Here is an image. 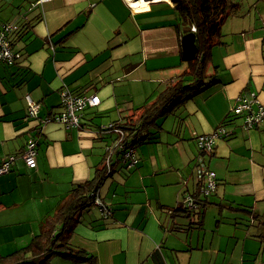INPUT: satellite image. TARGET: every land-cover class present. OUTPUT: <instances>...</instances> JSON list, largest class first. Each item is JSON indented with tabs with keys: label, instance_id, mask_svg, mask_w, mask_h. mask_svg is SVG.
Returning <instances> with one entry per match:
<instances>
[{
	"label": "crops",
	"instance_id": "obj_1",
	"mask_svg": "<svg viewBox=\"0 0 264 264\" xmlns=\"http://www.w3.org/2000/svg\"><path fill=\"white\" fill-rule=\"evenodd\" d=\"M239 3L212 48L209 86L137 146V166L118 168L112 155L108 177L116 185L110 182L108 196L98 190L111 216L88 208L69 239L96 264H264V121L244 129L231 111L249 92L264 104V7ZM176 19L171 0H0V24L16 26L9 39L19 54L11 64L0 61V162L15 157L0 175L1 255L26 246L59 200L93 175L111 139L98 127L134 115L184 69ZM62 89L98 95L81 127L28 116L26 94L44 117L61 110ZM218 126L230 134L206 157L217 185L195 227L191 216L170 209L200 185L189 128L210 134ZM29 140L37 149L33 168L21 156ZM134 170L138 182L130 183ZM51 264L89 263L55 256Z\"/></svg>",
	"mask_w": 264,
	"mask_h": 264
},
{
	"label": "trees",
	"instance_id": "obj_2",
	"mask_svg": "<svg viewBox=\"0 0 264 264\" xmlns=\"http://www.w3.org/2000/svg\"><path fill=\"white\" fill-rule=\"evenodd\" d=\"M171 2L177 18L175 25L177 31L185 34L192 31V27H194L193 33L197 51L192 57H183L182 55V62L185 63V67L175 80L167 83L161 91L146 100L134 115L128 117L125 121L113 123L115 126L120 127L123 132L121 138V142L125 146L123 148H135V155L137 154L136 147L146 142L148 138L152 140L154 138L152 135L157 132V128L161 127L160 123L157 122L158 118L172 114L185 102L201 93L212 82L208 81L212 48L221 44L222 24L229 15L239 9L240 5L239 0H171ZM2 24L4 23H1L0 27ZM259 125L260 123L249 128H257ZM242 127L244 128V126ZM97 132L100 133L99 127ZM101 133L103 134L101 138L110 137L111 140L115 138L111 131ZM106 145L105 142L103 151ZM114 152L117 155L122 151L119 147ZM210 155L202 154L197 148L196 158L200 157L206 162V157ZM105 159L106 152L103 153L93 175L76 183L59 200L53 211L42 219L39 223L38 232L33 235L26 246L6 255L0 254V264H51L55 256L67 258L71 263L96 264L92 256L86 251L72 246L69 239L81 214L92 205L95 198H99L98 190L110 174L109 172L106 175ZM111 165H113V162ZM206 165L208 166L207 162ZM199 182L200 185L195 193H183L178 204L170 209L171 215L176 211H180L187 217L191 216L190 225L194 224L195 227L201 226L205 207L210 202L208 197L216 188L215 186L208 195H204L200 192L203 184L202 180L199 179ZM187 194L195 198L196 202V208L191 211L187 209L183 200ZM197 208L198 210H196ZM221 208L222 205H218V210ZM250 216L252 220L257 218L254 215ZM259 225L264 227V221H260ZM259 238L264 241V234H261Z\"/></svg>",
	"mask_w": 264,
	"mask_h": 264
},
{
	"label": "built area",
	"instance_id": "obj_3",
	"mask_svg": "<svg viewBox=\"0 0 264 264\" xmlns=\"http://www.w3.org/2000/svg\"><path fill=\"white\" fill-rule=\"evenodd\" d=\"M14 30H16V26L10 23H4L0 27V61L6 62L7 64L13 63L16 57L19 56V54L13 50L9 39L10 33ZM194 30V27H192V31ZM25 101L27 103L28 116L37 119L39 124L54 121L62 123L67 127H81L80 120L83 111L88 107L96 106L100 102V99L96 94L85 95L68 89H62L60 92L61 110L54 114H47L44 117H39L40 105L28 94L25 95ZM231 111L234 115H240L242 117V126H244V128H249L255 124L261 123L264 119V104L258 100L253 92L237 97ZM99 131L100 133L111 131L115 135L113 140L109 139L108 142L106 141L107 145L104 147V152H106V175H108L109 172L111 173L112 155L115 153V149L119 147L122 151L117 154L119 155L120 162L124 164L126 168L136 165L137 157L135 155V148H123L124 143L121 142L123 132L120 127L115 126L113 123H109L107 126H100ZM189 132L191 136H193L196 147L204 155H210L213 152L217 138L225 137L228 134L223 126H218L216 130L210 134H197L190 128ZM21 156L29 168L36 166L37 149L35 141L29 140L25 144ZM14 158V155H8L0 162V175L9 171ZM194 168L197 177L201 179L203 183L200 192L204 195H208L216 186L215 172L207 166L206 162L200 157L195 159ZM194 199L195 198H192L188 194L183 199L185 201V206L189 211L196 208V202ZM93 203L98 206L103 219L111 216L110 207L104 204L99 198H95Z\"/></svg>",
	"mask_w": 264,
	"mask_h": 264
},
{
	"label": "rangeland",
	"instance_id": "obj_4",
	"mask_svg": "<svg viewBox=\"0 0 264 264\" xmlns=\"http://www.w3.org/2000/svg\"><path fill=\"white\" fill-rule=\"evenodd\" d=\"M134 1V0H133ZM243 4H244V7L245 8H251V9H255L256 8V6H259V7H264V0H243ZM255 11V10H254ZM172 115H167V117L165 116V117H160V118H158L157 119V122H159L160 124L161 123H163V121L166 119V121H164V123L162 124V126H168V124H169V122H170V117H171ZM264 121V120H263ZM108 125V123H104V126H107ZM163 135H164V133H163ZM109 140V139H108ZM140 145H143V144H140ZM136 153H137V147H136ZM136 156H137V163L139 162V158H138V155L136 154ZM138 164H136L135 166H137ZM117 167L118 168H122L123 170L126 168V166L124 165V164H122L121 162H118V164H117ZM134 167V166H133ZM132 167V168H133ZM112 170V169H111ZM136 173V170H134V171H132L131 172V178H130V180H129V182L130 183H137L138 181L136 180V177L134 176V175H132V174H135ZM116 179H117V177H115ZM121 180V179H120ZM111 177H108L107 176V179L102 183V185L100 186V189H101V191H102V194L104 195H107L108 196V194H110L111 193V188L109 189V185L111 184V187H112V190H113V188L115 187V185H116V182H111ZM122 182H125L123 179H122ZM120 183V184H124V183ZM130 186H138V185H130ZM116 188H117V186H116ZM117 191L118 192H120L121 191V187L119 186L118 188H117ZM108 192V193H107ZM112 194V193H111ZM120 194H122L121 192H120ZM94 204V203H93ZM90 205L89 206V211H88V213L89 214H92V215H96V216H100V217H102V215H101V212H100V210H99V208H98V206L97 205ZM85 213H87V210L85 211ZM84 213V214H85ZM85 215H87V214H85ZM183 219V218H182ZM181 220H176V222H180ZM170 241L168 240L167 241V243H169ZM187 253V252H186Z\"/></svg>",
	"mask_w": 264,
	"mask_h": 264
},
{
	"label": "water",
	"instance_id": "obj_5",
	"mask_svg": "<svg viewBox=\"0 0 264 264\" xmlns=\"http://www.w3.org/2000/svg\"><path fill=\"white\" fill-rule=\"evenodd\" d=\"M181 50L183 57H192L196 54L195 35L192 31L181 36Z\"/></svg>",
	"mask_w": 264,
	"mask_h": 264
},
{
	"label": "clouds",
	"instance_id": "obj_6",
	"mask_svg": "<svg viewBox=\"0 0 264 264\" xmlns=\"http://www.w3.org/2000/svg\"><path fill=\"white\" fill-rule=\"evenodd\" d=\"M135 1V0H134ZM193 32V31H192Z\"/></svg>",
	"mask_w": 264,
	"mask_h": 264
}]
</instances>
